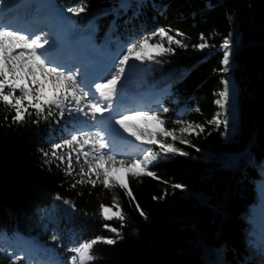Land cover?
<instances>
[{
	"label": "trees",
	"instance_id": "trees-1",
	"mask_svg": "<svg viewBox=\"0 0 264 264\" xmlns=\"http://www.w3.org/2000/svg\"><path fill=\"white\" fill-rule=\"evenodd\" d=\"M58 1L68 8L84 6L79 16L71 14L83 27L78 34L104 43L116 34L133 40L159 28L181 33L187 47L172 45L173 53L144 62L134 85L142 92H174L157 108L168 109L162 113L166 128L178 129L175 121L182 119L205 130L187 136L190 145L175 142L187 155L169 154L151 165L157 178L129 177V197L123 189L99 183L73 188L79 177L66 176L57 163H45L40 150H50L53 140L67 134L70 118L57 115L34 124L33 116L13 124L15 113L0 106V233H21L68 262L73 240L113 238L103 227L110 224L121 239L97 244L93 264H264V254L250 244L254 229L248 222L264 171V0H126L131 5L126 8L121 7L125 0ZM91 20L96 30L86 29ZM201 37L210 47H195ZM225 38L234 40L227 72L238 88V118L230 140L222 128L208 123L218 111L215 97L227 73L221 70ZM181 107L187 109L180 116ZM201 152L218 161L205 163ZM73 166L79 170L75 158ZM175 183L186 188L174 189ZM199 193L210 197L207 206L194 195ZM113 195L126 217L123 222H106L99 214V205L111 206ZM12 257L0 243V264H10Z\"/></svg>",
	"mask_w": 264,
	"mask_h": 264
},
{
	"label": "snow or ice",
	"instance_id": "snow-or-ice-1",
	"mask_svg": "<svg viewBox=\"0 0 264 264\" xmlns=\"http://www.w3.org/2000/svg\"><path fill=\"white\" fill-rule=\"evenodd\" d=\"M121 7L131 5L125 0ZM8 10L10 5L0 0V106L15 113L11 118L13 124H24L27 118L33 116L35 119L31 120V123L34 124L57 115L63 118L66 111L87 118H77L73 130L53 140L50 150H40L45 163H57L66 176L79 177L74 179L71 187L85 184L96 187L99 183L105 189H123L126 195L131 197L129 177L157 178L155 172L150 170V165L159 159L161 153L187 155L175 146V142L190 145L187 136L204 132L202 124L182 119L175 121V124L180 125L178 129L166 128L162 113H167V108H162L161 112L152 108L122 106V81L126 79V72L134 66V62L143 64L146 61H154L156 57L173 53L175 49L172 45L186 48L187 44L176 38L182 36L181 33L172 35L170 30L159 28L121 45L112 61L103 69L104 75L90 81L87 69L82 71L80 67L61 60L57 42L50 41L48 33L43 29H31L13 23ZM67 11L73 16H79L85 12V7H70ZM54 15L61 23H72L70 18L63 17L59 12ZM157 38L158 41L153 43ZM201 40L195 47L200 50L210 47L203 37ZM233 44V39L225 38L221 46L225 50L222 59L224 67L221 69L224 72L229 70L230 48ZM223 83L221 98L216 101L221 108L228 102L230 95L234 94L230 92L229 81L225 80ZM4 119L7 121L8 115H5ZM89 120L94 123L89 124ZM208 123L217 127L221 124L225 127L228 125V121L222 120L220 114ZM121 129L140 144L158 146L159 151H154L152 147L141 149L139 156L130 157V162L118 159L117 155L108 154L110 140L114 137L123 138ZM177 132L180 135H177ZM169 138L171 142H167ZM74 158L75 163L79 165L78 171L73 166ZM172 188L183 191L186 186L175 183ZM194 195H197L201 204L208 205L209 196L204 193ZM99 214L104 221L115 219L123 222L126 219L115 195L111 206L99 205ZM140 215L145 214L141 211ZM103 227L119 235L116 227L110 224H104ZM52 239L56 240L57 237L53 236ZM99 243L113 245L116 239L96 235L73 240L69 248L71 255L68 264H93L98 259L93 250ZM260 251L264 254V240L261 241ZM10 264H30V261H26L21 254L13 256Z\"/></svg>",
	"mask_w": 264,
	"mask_h": 264
},
{
	"label": "rangeland",
	"instance_id": "rangeland-1",
	"mask_svg": "<svg viewBox=\"0 0 264 264\" xmlns=\"http://www.w3.org/2000/svg\"><path fill=\"white\" fill-rule=\"evenodd\" d=\"M16 1H18V0H4L5 4L10 5V10L12 9L14 2H16ZM10 10H8V11H10ZM27 23L29 25L26 28L37 29V30H39L40 26L46 25L45 24L46 22L44 21L43 17H35L33 20L28 21ZM54 25L59 26L58 21H55ZM47 26H50V24H47ZM69 34H73V32L71 31V28L66 30L63 33L59 27L57 28V33H55V35L53 34L51 41L57 42L58 52L63 53L64 55L70 54L73 49L78 50L79 51L78 53H80L81 51L83 52L84 47H82V45H79L77 42H76L77 46H75L73 44L69 48L64 49L65 45L67 44V40H68L67 36ZM176 38L182 39L181 37H178V36ZM182 40L184 42V39H182ZM74 59L77 60V63H76L77 66H81L82 62H84V60H79L77 57H75ZM110 62H111L110 60H104L100 64V66H98V71L96 73V75H97L96 77H98V74L104 75L103 69H105L109 65ZM229 65H230V58H229ZM139 66H140V62H134V66L131 67L128 72H126V79L122 81V84L125 81H127L128 79L133 78L137 73H139ZM81 70L83 71L84 68H81ZM225 80L229 81L230 92H232L234 94L230 95L228 102L225 104V106L223 108H221L220 105H218L216 103V101L221 98L220 93L224 90V83L223 82ZM122 96H123V94H122ZM215 98H216V100H215L214 104L218 108L216 115L220 114V118L222 120L226 119L228 121L227 127H225L224 124H221L219 127L216 126V128H222L224 131V136H225L226 140H230L235 135L236 122H237V118H238V88H237V85L235 83L232 72H227L226 75L224 77H222V89L216 95ZM133 100L137 101V103H136V105L131 106V104L133 103L132 102ZM151 101L152 100L148 99L147 96H140L138 98H135L133 96L131 98H125L123 96V105L122 106L147 107L148 102L150 103ZM113 103L115 104V101H113ZM105 115H107V113ZM136 122H142V121H136ZM149 123H152V122L149 121ZM92 130L95 131L96 129H92ZM110 145H111V147L108 149V151L113 153V155H117L118 159H124V160L130 162V157H137L132 153H127V152H124L121 150L113 149V144L111 143V141H110ZM201 154H202L203 160L207 164L214 163V162L218 161V159L216 158L215 155H212L208 152H201ZM263 168H264V165H263ZM121 175H123V174L121 173ZM256 186H257V191H258V196H259L258 203L251 208V214H250V217L248 218V222L252 225V227L254 229L250 234V237H251L250 244H251V246H253L257 249H260L261 241L264 240V171H263V180H259L256 183ZM112 221L118 222L119 220L114 219ZM107 231L111 235H113V237H118L120 235V233H119V235L117 236L116 233H113V232L109 231L108 229H107ZM12 241L17 244L19 239L15 236L12 239ZM26 250H28V249L24 248L22 250V253L26 254L25 253V252H27ZM26 261H30V264H41L40 262L33 261L32 259H29Z\"/></svg>",
	"mask_w": 264,
	"mask_h": 264
},
{
	"label": "bare ground",
	"instance_id": "bare-ground-1",
	"mask_svg": "<svg viewBox=\"0 0 264 264\" xmlns=\"http://www.w3.org/2000/svg\"><path fill=\"white\" fill-rule=\"evenodd\" d=\"M86 58H87V57H86ZM86 58H85V59H86ZM89 68H91V66H90ZM95 68H96V66L93 67V70H94ZM91 71H92V70H91ZM117 138H119L120 140L123 139V138H120V137H117ZM125 141L129 142L130 144H133L132 140L129 139V138L126 139ZM20 242H21L22 244H24V241H23V239H21V238H20Z\"/></svg>",
	"mask_w": 264,
	"mask_h": 264
}]
</instances>
